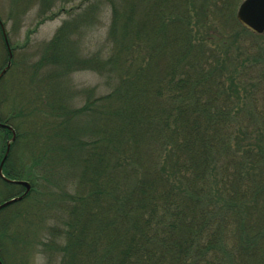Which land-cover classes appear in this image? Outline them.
Masks as SVG:
<instances>
[{
  "label": "trees",
  "instance_id": "obj_1",
  "mask_svg": "<svg viewBox=\"0 0 264 264\" xmlns=\"http://www.w3.org/2000/svg\"><path fill=\"white\" fill-rule=\"evenodd\" d=\"M127 1L113 4L102 56L77 61L82 69H97L113 89L98 100L99 108L86 102L67 115L89 118V138L69 143L82 154L81 170L64 220L50 227L43 248L59 255V264H264V137L248 140L244 133L232 140L226 119L239 94L250 95L253 107L256 90L264 95V71L248 90L225 76L228 40L223 52L214 44L223 60L215 58L205 47L210 37L194 32L206 25L195 18L194 0H129L144 16L134 37L119 41L118 28L128 19L119 9ZM63 31L53 50L61 51ZM1 34L13 67L14 50L10 59ZM225 81L230 92L223 90ZM25 116H0L16 133L3 167L11 180L31 181L10 159L19 128L35 124ZM10 139L0 127V154ZM0 183L13 192L20 188Z\"/></svg>",
  "mask_w": 264,
  "mask_h": 264
},
{
  "label": "rangeland",
  "instance_id": "obj_2",
  "mask_svg": "<svg viewBox=\"0 0 264 264\" xmlns=\"http://www.w3.org/2000/svg\"><path fill=\"white\" fill-rule=\"evenodd\" d=\"M243 1L194 0L195 18L199 24H206L203 28L196 26L194 32L199 33L200 39L210 37L205 47L219 60H223V56L216 54L214 44H218V50L223 52L226 45L222 44L228 40L225 76L240 86L243 82L248 90L250 81L251 85L259 84L257 78L264 71V34H247L248 31L238 23L236 25V13ZM119 3L120 0H0V20L8 40V51L11 54L14 50L15 60L14 66H10L0 79V116L22 111L26 118L35 119L32 128L22 126L17 131L20 141L10 157L14 171L30 177L31 181L11 180L3 174L10 181L31 184L30 191L31 186L34 191L21 205L16 203L0 211L2 264L60 262V256L49 255L43 245L50 238V227L63 222L75 174L81 170L82 154H76V149L69 143L89 138V118L67 115L83 109L86 102L95 103L94 106L99 108L98 100L113 89L100 77L97 69H82L77 61L81 62V56H102L114 15L113 4L119 6ZM143 9L129 4V0L124 10L119 9L128 16L118 28L119 41L123 35L134 37V28L144 16ZM62 28L65 36L60 53L53 50L58 45L52 47V43ZM215 33L223 34V38L216 37ZM65 60H69L66 65ZM8 63L7 51L0 38V73ZM234 70L236 73L233 74ZM224 83L223 90L230 92L233 89L230 82ZM260 83L264 87V81ZM261 92L260 89L255 92L257 102L254 107L250 95L245 100L239 94L236 107L227 108L226 119L232 124V140L244 133L248 134V140L264 137V130H261L264 95ZM3 150L0 161L5 148ZM19 187L21 189L17 187L13 192L0 183V205L24 194V187Z\"/></svg>",
  "mask_w": 264,
  "mask_h": 264
},
{
  "label": "water",
  "instance_id": "obj_3",
  "mask_svg": "<svg viewBox=\"0 0 264 264\" xmlns=\"http://www.w3.org/2000/svg\"><path fill=\"white\" fill-rule=\"evenodd\" d=\"M236 20L245 30H247L253 34H256V35L263 34L264 33V0H244L240 4V6L237 10ZM3 35H4V38L6 40L4 33H3ZM10 64L11 63L9 62L7 67L0 73V79L7 72V70L10 67ZM0 127L8 130L12 135L10 141L7 142V144H6V151H5V154H4L2 161L0 163V179L7 182V183L22 186L25 189V193L22 196L8 200V201L4 202L3 204H1L0 205V211H1V210L5 209V208H7L13 204H16V203L22 201L28 195V193L30 191V185L28 183H25V182L10 181L4 177V175L2 173L3 165H4L6 159L9 155L11 145H12V143H14V141L16 139V134H15V131L7 125H1L0 124ZM0 264H2V263L0 262Z\"/></svg>",
  "mask_w": 264,
  "mask_h": 264
}]
</instances>
